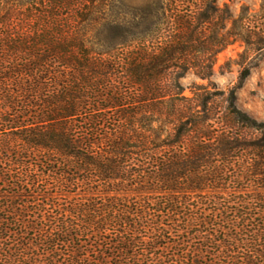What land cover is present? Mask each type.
<instances>
[{
  "label": "trees",
  "instance_id": "16d2710c",
  "mask_svg": "<svg viewBox=\"0 0 264 264\" xmlns=\"http://www.w3.org/2000/svg\"><path fill=\"white\" fill-rule=\"evenodd\" d=\"M250 16L0 0V264H264V121L236 105L252 66L210 81L228 46L262 55ZM188 73L208 85L185 94Z\"/></svg>",
  "mask_w": 264,
  "mask_h": 264
},
{
  "label": "rangeland",
  "instance_id": "374dc122",
  "mask_svg": "<svg viewBox=\"0 0 264 264\" xmlns=\"http://www.w3.org/2000/svg\"><path fill=\"white\" fill-rule=\"evenodd\" d=\"M218 3L220 6L227 5L234 17H237L243 8H247L253 23L264 21V0H218ZM244 49L243 43L236 42L219 53L210 81L218 89L227 90L236 83L243 67L252 66L249 76L236 92V105L251 117L264 121V51L261 56H256L252 53L245 54ZM193 82L204 85L209 83L188 73L181 79L185 94H190ZM218 104L222 105L221 102Z\"/></svg>",
  "mask_w": 264,
  "mask_h": 264
}]
</instances>
